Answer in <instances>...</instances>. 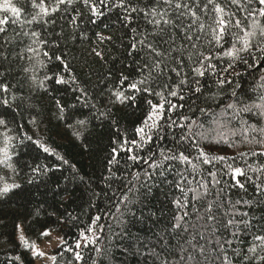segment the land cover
<instances>
[{"label": "snow or ice", "instance_id": "snow-or-ice-1", "mask_svg": "<svg viewBox=\"0 0 264 264\" xmlns=\"http://www.w3.org/2000/svg\"><path fill=\"white\" fill-rule=\"evenodd\" d=\"M78 2L55 0L51 6H46L45 0L39 3L31 0L32 7L38 11L31 20L22 21L19 19L21 9L14 6L12 0H0V12L11 13L13 17L11 20L7 15L0 18V47L13 42L7 37L6 25L10 22L43 23L47 29L49 24H55V20L48 17ZM83 3L90 8L92 17L104 15L94 0H83ZM99 4L109 11L120 10L118 21L132 33L126 50L128 56L133 57V71L137 73L135 79L121 73V89L112 90L109 102L112 105L131 102L130 106H135L138 96H143L148 105L147 114L134 127L131 138L120 133L110 141L108 165L119 164L118 156L123 151L132 165L144 167L143 174L129 172L113 191L114 211L107 215L115 224L107 226L112 233L109 245L115 246L114 241L125 242L124 251L135 250V254L144 258V264H264V226L256 230L252 211L264 205V163L255 167L247 163L251 157H264V72L261 71L264 68V0H147V3L99 0ZM72 20L75 22L76 17ZM91 23L96 20L92 19ZM23 35L31 43L16 56L24 60L27 53V59L34 61L32 67L23 69L29 74L33 87L47 92L52 82L60 86L74 84L79 88L63 58L66 53L54 55V59L50 54L51 49L59 48L56 41L42 39L41 33L35 30L25 31ZM96 35L101 44L112 40L111 36ZM19 44L23 46V41ZM44 46L47 50H42ZM90 54L104 59L103 51L97 48H92ZM40 56L47 58L48 63L58 62L63 66L62 72L45 73L43 79L38 80L36 71L48 67ZM5 62L10 63L9 56L0 51V92L7 94L9 86L3 78L12 69ZM252 69L259 73L258 78L254 77L245 88L241 83L244 72L252 75ZM79 91L86 96L83 88ZM81 104L87 106V99L81 100ZM0 105L5 109L0 111V129H3L0 166L20 175L13 166L10 151L15 147L12 142L17 139L21 144L30 142L48 156L55 155L57 160L68 164L52 148L26 132L22 137L9 135L12 131L9 118L15 121L11 113L17 109L8 99H0ZM56 107L58 118L65 120V108L60 101H56ZM101 116L107 119L106 113L101 112ZM253 120L255 122H251ZM88 124L87 119H77L69 127L79 140L88 132ZM113 124L118 126L116 121ZM19 127L23 131L22 126ZM157 141L170 146L161 147ZM152 145H156L155 150ZM215 145H226L234 150L244 145L249 150L237 151L234 156L220 155L211 150ZM146 149L147 156L143 155ZM217 165L221 167L216 168ZM27 167L32 174L28 184L36 182L34 177L51 170L39 163ZM108 170L110 176L105 180L115 175L112 167ZM224 176L229 180L225 181ZM165 186L172 193V214L161 225L162 216L149 207L148 199L155 189ZM20 188L22 185L11 177L0 176V199ZM235 190L242 195L234 200ZM100 220L101 217L96 216L91 225L79 233L74 248H64L65 252H72L68 264H81L83 249L89 246L98 255L105 252L95 246L101 239L96 229L103 233L106 227L98 223ZM144 225L148 226L147 232L142 230ZM41 235L49 233L44 231ZM246 236H250L251 242L246 250L238 249L234 242ZM19 239L32 251L33 258L45 257V253L37 251L35 244L22 234ZM9 259L20 261L21 257ZM47 259L56 264V255ZM89 260L97 264L96 258L89 257Z\"/></svg>", "mask_w": 264, "mask_h": 264}, {"label": "trees", "instance_id": "trees-1", "mask_svg": "<svg viewBox=\"0 0 264 264\" xmlns=\"http://www.w3.org/2000/svg\"><path fill=\"white\" fill-rule=\"evenodd\" d=\"M54 2L55 0H45L46 6H51ZM94 2L104 15L92 17L90 8L83 3V0H79L72 8L48 17L49 20H55V24H49L47 29L44 28L43 23L10 22L6 25L7 37L13 42L6 47H0V51L9 56L10 63L5 62V64L10 66L12 71L3 78L9 86V92L7 94L0 92V99H8L17 109V112L11 113L15 121L9 118V127L12 129L9 135L22 137L23 132H26L33 136L29 127L33 124L31 121L35 120V124L41 123L44 127L40 130V134L33 138L41 140L52 148L56 154L67 160L68 164L57 160L55 155L48 156L30 142L21 144L19 139L12 142L15 145L10 149L13 154L12 163L20 172L18 176L13 175L22 188L0 199V243H3V248L0 247V264H34V258L16 239L17 225L22 226L27 236L39 235L44 231L57 232L63 243L54 251L57 257L56 264H68L72 252H65L64 248H74L79 233L85 231L96 216L101 217L98 223L106 227L103 233L96 229L101 239L95 246L105 249V252L98 255L92 250V246H89L88 249H83L84 261L81 264H91L89 257L96 258L97 264H144V258L135 254V250L127 253L124 251L125 242L114 241L115 246H110L108 239L112 237V233L107 227L115 224L107 215L109 211H114L113 191L121 185L122 179L128 176L129 172L142 173L144 166L132 165L123 151L118 156L119 164L110 166L107 160L111 139L120 133L131 138L134 127L147 114L148 105L143 96H138L135 106H130L131 102L124 105L119 103L112 105L109 102L112 90L121 89L119 83L121 73L129 75L130 79H135L137 76L133 71L135 67L133 57L128 56L126 50L132 33L122 27L121 22L118 21L120 10L109 11L99 4V0ZM142 2L147 3V0ZM36 3L39 1L36 0ZM12 4L21 9L19 19L22 21L31 20L38 11L32 7L31 0H12ZM64 7L61 6L62 9ZM6 15L10 20L13 19L11 13L0 12V18ZM74 16L75 22L72 20ZM92 19L96 20V23H91ZM30 30L41 33L42 39L54 40L59 44V48L51 49L50 54L54 59V55L66 53L63 58L69 64L72 75L76 77L79 88L85 90L86 96H82L79 88L74 84L60 86L49 82L47 92L32 86L31 80L28 79L29 74H25L23 69L32 67L34 61L27 59V53L24 60L16 56L31 43V40L23 35V32ZM234 31L238 30L234 29ZM16 33L21 35L17 36ZM55 33L62 35L56 36ZM97 33L111 36L112 40L101 44L98 42ZM19 41H23V46ZM92 48L102 50L104 59L91 55ZM42 50H47V47L44 46ZM12 57L16 58L12 59ZM39 58L48 63L47 58L43 56ZM62 67L58 62L48 63L47 68L36 71V77L42 80L45 73L51 75L56 71L62 72ZM251 71L252 75L244 72L241 83L245 88H248L254 77L258 78L259 73L255 69ZM261 71L264 72V68ZM13 96L16 97L15 100ZM84 99L88 101L87 106L81 104V100ZM56 101H60L65 108V120L58 118ZM73 105L75 107H72ZM108 109L111 111L109 112ZM0 111H5L2 105ZM7 111L11 112V109ZM101 112L106 113L107 119L101 116ZM77 119L89 121L88 132L79 140L73 135V129L69 127L74 125ZM113 121L118 122V126L114 125ZM19 126H22L23 131ZM157 144L161 147L170 146L167 143L161 144L160 141H157ZM151 147L156 149V145ZM211 150L220 155L234 156L237 151H248L249 147L241 145L234 150L226 145H215ZM256 150L259 151V148L257 147ZM143 155H148L147 149ZM37 163L41 166L47 165L51 170L34 177L36 182L28 184L27 181L32 174L27 165ZM247 163L255 167L264 163V157H251ZM243 166L247 167V164ZM110 167L115 175L105 180V177L110 176L108 170ZM219 167L221 165L216 166ZM223 179L228 181L229 177L224 176ZM239 195L242 193L235 190L232 198L235 200ZM171 199L172 193L166 190V186L155 189L154 195L148 199L149 207L156 211L158 216H162L161 225L171 217ZM252 211L256 220L255 228L259 231L264 226V220L261 219L264 217V205L256 206ZM147 228V225L142 226L143 232H147ZM250 242V236H246L234 243L238 249L246 250ZM15 256H20V261L9 259Z\"/></svg>", "mask_w": 264, "mask_h": 264}, {"label": "rangeland", "instance_id": "rangeland-1", "mask_svg": "<svg viewBox=\"0 0 264 264\" xmlns=\"http://www.w3.org/2000/svg\"><path fill=\"white\" fill-rule=\"evenodd\" d=\"M40 2V0H38ZM54 119H56V116L54 114ZM44 127L43 124H31L29 129H31V133L33 136H38L40 134V130ZM3 130L0 129V132ZM0 147H3V137L0 136ZM0 176H3L5 179H8L11 177L12 179L15 180L13 172L11 170L5 169L3 166H0ZM9 182H11L9 180ZM21 226V225H20ZM49 235L47 236H42L41 233L39 235H32V236H27L24 234L22 226L17 229L16 232V239L20 242V235L22 234L29 242L34 243L36 246V250L40 252L45 253V257L43 259L41 258H34V264H52L50 260L47 259L48 256L54 255V251L61 246L62 244V238L61 236L54 231H47ZM0 247L3 248V243H0ZM24 247V246H23ZM26 251L33 257V253L30 249H26Z\"/></svg>", "mask_w": 264, "mask_h": 264}]
</instances>
